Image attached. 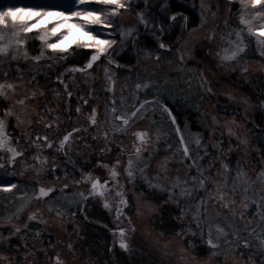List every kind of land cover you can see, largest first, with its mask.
Returning a JSON list of instances; mask_svg holds the SVG:
<instances>
[{
  "label": "rangeland",
  "instance_id": "374dc122",
  "mask_svg": "<svg viewBox=\"0 0 264 264\" xmlns=\"http://www.w3.org/2000/svg\"><path fill=\"white\" fill-rule=\"evenodd\" d=\"M154 1L131 0L129 8L123 11L119 18L120 27L107 37L117 41V45L114 46L115 52L103 58L104 61L94 64L87 74L68 73L62 77L64 83L69 85L68 91L72 92L71 98L67 96L63 85L57 83V77L67 70L66 67L61 69L60 66L64 65L68 58L64 60L58 57L55 64H46L44 62L52 60L48 57H53V54L48 52L39 63L23 58L0 59V82L7 80L23 85L17 88L9 104L15 98L31 91L36 92L35 99L25 106H14V112L22 115L25 123L19 127H13L16 121L14 118H9L10 126L7 129L13 135V146L25 154L17 158L14 167L0 170V175H4L18 185L10 193L0 192V255L7 256L12 264H55L57 255L60 256L62 264H94L87 253L84 234V219H88V210L93 207H97L101 213L108 214L106 228L112 238V247L126 252L129 258L146 255L156 257L160 264H264V254L256 246L258 244L256 237L260 235L261 228L256 227L255 224H253V227H256L255 235L244 233L240 240L229 237L234 250L227 251L226 258L217 260L211 257L212 250L209 248L208 255L203 259L195 256L192 248V236H194L192 225L197 228L196 221L192 218L194 209L201 196L207 197L215 193V184L206 185L205 190L194 192V199L181 198L179 203L169 200L166 191L155 189L167 198L160 205L149 202L139 190L142 184L153 189L149 187V182L163 185L177 175L181 179H188L189 174L196 175V168L191 167L192 160H196L202 169H209L213 176L223 173V164L229 165L231 170L228 173L229 177L235 176L237 169L241 168L254 180L256 175L264 170V156H261L252 144L248 130V125L253 122L259 105L244 89L248 86L249 76L264 77V56L261 55L264 49L256 45L254 38H248L247 50L238 62L221 64L217 55L219 49L226 46L221 43V34L238 25V4L229 3V0H175L195 10L198 23L189 28L188 19L187 21L179 19L181 17L170 21L168 26H165L162 21L155 24L152 20L153 14L150 12ZM44 3L52 2L51 0H0V5L3 6H31ZM201 3L204 4L203 9H201ZM229 9H232L231 16H229ZM202 12L205 17L203 22L201 21ZM139 13L144 14L147 26L139 23ZM225 21H229L228 29L224 27ZM185 24L186 27H184ZM154 25H162L163 32L154 30ZM129 27L135 28L136 31L131 37L123 38L121 43L122 38L119 32ZM150 31H155L160 41L171 46L172 50L160 49L158 41L154 47L150 48L140 42L139 38L135 39L137 35ZM173 31L177 32L174 40L168 42L164 40V36ZM213 31L214 38L210 41L206 40L205 37ZM40 46L39 42V50ZM157 54L160 56L159 61L155 59ZM181 54L184 55L183 65L178 59ZM29 56L35 55L29 53ZM122 57L131 60L123 68L121 67L123 63L119 62ZM108 59L113 61L111 65L107 63ZM106 67L109 69V74L115 73L113 79L117 103L121 94L129 97L133 93L139 100H151L153 96H159L166 101L175 100L172 99L173 96L176 98L182 96L186 104L189 103L188 99L192 103V98L202 96L200 107L204 112L208 135L205 137L202 131L192 132L187 122L182 126L178 124L186 140L198 136L202 141L199 149L190 145L191 159L182 156L178 135L167 114L154 105H149L124 135L112 133L110 125L105 123V104L112 98V94L106 91L108 87L104 72ZM233 67L237 70L232 71ZM18 68L21 71H17ZM240 68H247V74L241 72ZM5 72L8 73L7 77L2 75ZM202 79H206L203 87L200 86ZM259 81L260 86L263 87L264 78ZM138 82L150 83L152 86L136 91L135 84ZM209 87L212 90L210 93L206 90ZM260 91H263L262 88ZM253 96L258 98L256 93ZM221 99H226L228 103L239 108L241 117L218 113L216 105L221 102ZM84 100H87L88 104H84ZM0 102L3 104L0 108L7 106L2 100ZM131 103H134V100L128 101V104ZM77 107H80V113H76ZM92 108H96L98 113V122L95 126H91L87 120ZM29 119L32 120L31 125L28 124ZM46 123L53 124L52 129L45 130ZM73 128H79L81 131L73 133L68 147L60 150L59 140ZM229 128L235 133L234 135L229 134ZM142 129L149 130L152 135L149 143L144 146L142 163H137L136 167H143L144 163L148 167L143 174L137 171L135 178L129 182L123 168L126 166L128 155L134 154L132 133ZM158 130L160 136L157 141ZM105 131L108 132L107 140L103 135ZM36 135H47L53 147L51 149L43 145L39 148L33 147L31 141ZM16 139H19V143H15ZM204 149L207 151L205 152ZM197 152L202 159L197 158ZM34 155H39L41 160L46 157L47 164H34L32 160ZM7 156V153L0 151V158H3L0 162L7 164ZM116 158L121 160L117 167L120 173L117 179L128 198L127 206L122 205L119 198H115L112 192H106L103 198L96 196L88 197L86 200L75 195L82 192L87 197L90 191V184L82 181V176L91 173L93 177H100L101 182L110 179V169L104 168L103 165L114 163ZM165 160H167L166 166ZM68 163L74 166L80 165L79 173L71 169ZM53 165L56 166V170L49 172ZM88 166L90 169L86 171ZM164 167L167 169L166 177ZM65 173H67L66 180ZM158 174L159 179H157ZM205 175H208V172ZM56 177L60 179L57 180ZM143 177H147V181ZM77 181L81 183L77 184ZM64 183L69 184V189L61 193L59 189L63 188ZM114 185L115 181L110 180L109 188H113ZM39 186H54L57 192L50 197L36 199ZM250 195L257 203H260L258 192L255 194L250 192ZM105 199L110 204L109 208L104 207ZM237 199L239 200V196ZM21 205H24V210L20 214V219L14 218L9 222L6 217L16 212ZM169 205L177 206L185 211L181 212L178 218L175 217L180 224L179 231L172 235H164L156 230L154 224L162 207ZM118 207L121 209L119 216L116 212ZM189 207L193 209V212L187 211ZM57 210L62 215L58 216ZM235 211L236 216L233 218L229 208L222 207L214 200L208 201L206 218H202L199 228L205 235V244L209 238V226L212 227V239L217 242L216 224L224 227L225 231L230 230L229 225L242 229L245 222L253 218L257 208L250 204L247 210L237 206ZM261 211H264V208H261ZM241 212L244 213L243 220L240 219ZM33 213L36 214L37 219L28 221L27 217ZM217 213L219 216L216 215ZM225 217L228 219L226 220ZM25 223L29 226L34 224L36 229L27 232V229L23 227ZM14 227H20L21 233L5 239L9 237L10 230ZM121 227L125 229V239L129 244L127 251L119 248V228ZM37 232L40 235L37 236ZM244 239L249 240L250 247L243 246ZM219 243L221 250L229 248V244L224 243L223 240ZM25 244L28 245L27 250L23 248ZM5 246L9 248L3 251L2 247ZM0 264H8V262L0 260Z\"/></svg>",
  "mask_w": 264,
  "mask_h": 264
},
{
  "label": "snow or ice",
  "instance_id": "6c2138e0",
  "mask_svg": "<svg viewBox=\"0 0 264 264\" xmlns=\"http://www.w3.org/2000/svg\"><path fill=\"white\" fill-rule=\"evenodd\" d=\"M131 0H61L59 3H44L31 6H3L0 5V59L5 57H10L11 60H18L23 58L24 60L31 59L33 62L39 63L42 59L46 57V53L50 52L53 56H59L61 59L66 60L68 56L75 52L76 50H85L88 55L86 63L82 67H71L66 71L69 73H81L87 74L88 70L92 69L94 64L100 62L102 58L108 57L112 52H115V47L117 41L112 38H107L113 32H115L119 25V18L122 16L123 11H126L130 6ZM229 3L238 4L239 11L237 15L238 25L236 28L230 29L221 34V43L226 45L221 47L217 52L221 64H229L232 62H238L243 54H245L248 44L246 40L248 38H254L256 45L264 49V0H229ZM204 8V4L201 3V9ZM232 9H229V16H231ZM214 15V14H213ZM139 23L147 26V21L145 20L144 14L139 13ZM177 19L176 14H172L168 17L169 21H175ZM187 21V17H183ZM205 19L203 12L201 13V21ZM229 21H225L224 27L228 29ZM187 25L185 24L184 27ZM157 31L163 32L162 25H154ZM136 31L135 28L129 27L125 30L119 32L120 37L123 38L131 37ZM195 31V30H193ZM29 34H35L34 39L40 42L39 54L35 56H29L27 51V38ZM214 38V31L210 32L205 39L212 40ZM160 49H165L171 51V46L166 45L160 41L159 37H156ZM177 51H180L177 49ZM264 56V51L261 52ZM49 56L48 59H52ZM155 59L159 61L160 56L157 54ZM179 62L181 65L184 63V55L179 56ZM107 63L111 65L113 61L111 59L107 60ZM119 67V65H117ZM237 68L233 67L232 71H236ZM241 72L247 74V68H240ZM17 71H21L19 68ZM105 76L108 80V87L106 91L112 94V98L106 101L105 113L106 119L105 123L110 125V130L112 133L124 135L128 128L135 123V121L141 117L142 113L147 109L149 105H154L159 110L167 114L174 131L178 135L179 144L181 145V154L186 159H191L190 156V145L196 149L200 148L202 141L199 137L194 139L185 138L184 134L181 132L180 126L176 121V117L173 115V111L169 108L167 102L159 96H153L151 100H139L135 97L134 93L129 97H125L123 94L119 97V103H117V98L115 97V80L113 79L115 73L109 74V69L106 67L104 69ZM63 73L57 77V83L63 85V88L69 98L72 97V92L68 91L69 85L64 83ZM202 76V74H200ZM4 77L8 76V73H3ZM33 79L35 77L33 76ZM206 83V79L201 80L200 86L203 87ZM152 85L150 83H136L135 90L148 89ZM18 87H23L22 84L8 82L7 80L0 82V100H2L7 106L0 108V151L8 154L7 164L0 162V170L5 168H12L15 166L17 158L23 157L24 152L18 150L13 146L14 140L13 135L8 132L9 128V118H14L16 121L13 127H19L25 123L22 115L16 114L14 112L15 105L25 106L29 101H32L36 97V92L31 91L24 96L15 98L11 104L8 102L12 99L13 94L16 93ZM209 93L212 91L211 88L206 89ZM43 95V93H41ZM129 100H134V103L128 104ZM247 101H245L246 103ZM84 104H88L87 100L83 101ZM138 105V106H137ZM51 111V110H49ZM76 113H80V107L75 109ZM97 109L92 108L90 114L87 117L88 123L91 126L97 125ZM42 118V117H41ZM32 120H28V124L31 125ZM53 124L46 123L44 125L45 130L52 129ZM81 129L73 128L71 132L63 135V138L59 140V149L64 150L68 147V142L73 133L80 132ZM87 131V129H84ZM230 135L235 133L231 128L228 129ZM105 140L108 138V132L103 133ZM134 137V154H129L127 157L126 166L123 171L131 182L136 175V172L143 174L144 170L148 167L146 163L143 167L137 168V163H142L141 157L145 151L144 146L151 140V133L147 129L136 130L132 133ZM159 130L156 134L157 141L159 140ZM243 142V141H242ZM15 143H19V139L15 140ZM31 144L33 147L39 148L41 145L47 149L53 147L52 141L49 140L47 135L39 136L36 135ZM215 147V145H213ZM103 151V149H102ZM123 151V149H122ZM206 152L207 149H204ZM197 158L202 159L197 152ZM3 158H0L2 160ZM33 163H39L41 165L47 164V158L43 160L40 159L39 155H34L32 157ZM121 160L116 158L112 164H104L103 167L110 169V179H105L101 182L100 177H93L91 173L82 176V181L90 184V191L88 196L84 194L76 193L75 195L81 199H88V197H105L106 192L114 193L115 198H119L122 205L127 206L128 198L126 197L123 186L119 184L118 176L120 173L117 171V167L120 165ZM167 160L164 161L166 166ZM191 167L196 168V175L189 174L188 179H181L178 175L169 181L167 184H152L149 182V187L153 189H159L166 191L168 193L169 200H175L179 203L181 198L184 199H194L193 193L203 191L206 189V185H216L215 193L209 194L207 197L201 196L197 202L194 213L193 220L196 221V227L200 228L202 223V218H206L208 201L214 200L219 203L222 207L229 208L232 217L235 218L236 211L235 208L239 206L241 209L247 210L251 205H255L257 208L256 213L253 218L246 221L242 229H236L229 225L230 230L225 231V228L220 224L215 225L216 241L212 239V227L209 226L208 240L206 244L210 250V256L219 260L226 258L225 253L227 251H233L234 248L231 246V241L229 237H233L236 240H240L244 233L248 235L256 234V227L261 228V233L256 237L258 244L256 245L264 254V170L256 175V178L251 179L248 174L241 168H238L235 176L229 177L228 173L231 171L228 164H223V173H217L213 176L209 169H202L196 160H192ZM56 170V166L53 165L49 169V172ZM208 172V175L205 173ZM165 177L167 176V169L164 167ZM39 175V171H37ZM147 181V177H143ZM55 179L59 180V177ZM64 179H67V173H65ZM159 179V174L157 176ZM111 181H115L113 188H109ZM77 184L81 181H77ZM18 187L17 183L12 182L7 179L4 175H0V192L10 193L13 189ZM69 189V184L64 183L63 188L59 189L61 193H64ZM119 189V190H117ZM57 192L54 186H39L38 192L36 194V199H41L45 197H50ZM250 192L255 194L259 193L260 203L252 199ZM178 193V195H177ZM239 196V200L237 197ZM104 207L109 208L110 204L107 199L104 200ZM24 210V205H21L16 212L7 216L6 219L10 222L14 218L19 220L20 214ZM121 209L118 207L116 209L117 216H119ZM185 211V209H181ZM193 212V209L189 207L187 210ZM57 215H62V213L57 210ZM219 216V213L216 214ZM28 221H35L37 216L35 213L27 217ZM227 220L228 217H225ZM240 219H244V213L241 212ZM253 224L256 227H253ZM24 229H28L29 225L24 224ZM134 230V229H133ZM22 229L20 227H14L10 230L9 237L16 236L21 233ZM120 240L119 248L127 251L129 249V244L125 239V229L123 227L119 228ZM36 235H40L39 232ZM223 240L224 243L229 244V248L221 250L219 241ZM244 247H250L251 244L249 240L244 239L242 241ZM23 248L27 250L28 245H23ZM71 248V245H69ZM0 260L7 261L8 264H12L7 256L0 255ZM55 264H62L59 255L55 257Z\"/></svg>",
  "mask_w": 264,
  "mask_h": 264
},
{
  "label": "trees",
  "instance_id": "16d2710c",
  "mask_svg": "<svg viewBox=\"0 0 264 264\" xmlns=\"http://www.w3.org/2000/svg\"><path fill=\"white\" fill-rule=\"evenodd\" d=\"M51 2L59 3L61 2V0H51ZM150 12H152L153 14L151 15L152 20L155 24L159 21H162L165 26H168L170 24L168 17L172 14H176L177 18L181 17L179 19L187 17L189 21V28L196 26L198 23L197 14L195 10H193L189 6L179 4L175 0H155L150 7ZM153 29L155 30L156 28L154 27ZM175 36H177V32L173 31L169 35L164 36V40H166L167 42L171 41L172 39L174 40ZM156 37L157 35L155 31H150L148 33H141L137 35L135 39L139 38L138 40H140V42L146 45V47L152 48L157 44ZM38 46L39 41L34 39V35H30L28 37L27 45L28 52L37 55L39 52ZM89 54L90 53H86L85 50H76L68 56V59L66 60L65 64L60 66V68L63 69L66 67L67 69H69L71 67L77 66L82 67L83 64L86 63ZM58 57L59 56H53L50 62L44 63L55 64ZM119 62L123 63L121 65V67L123 68L125 67V64L131 62V60L122 57L119 59ZM121 71L126 70L121 69ZM68 73L69 72L65 71L63 77ZM53 74H55V72H53ZM263 78V76H260L258 78L249 76L248 86L244 87L245 92L248 93V95L252 97L253 101L259 105L258 112L256 113L253 122L249 123L248 125V130L251 135L252 144L258 150L261 156H264V85L263 87H261L259 80ZM261 88L263 91H260ZM255 93L258 98L253 96V94ZM179 97L176 98V96H173L172 99L175 100H166L167 104L172 109L174 116L177 118L178 124L182 126L185 122H187L189 123L192 132L202 131L204 132V136L206 137L208 135V128L205 125L206 119L204 116V112L201 110L200 107L202 102V96L198 95L195 98H192V103L190 99H188L189 103L187 104L183 100L185 98H182V96ZM2 106L3 104L0 102V107ZM216 110L222 115H235L237 118L241 117L240 109L228 103L226 99H221V102L216 105ZM68 165L72 167H70L71 169L79 173L80 165L74 166L73 164L69 163ZM89 169L90 166H88L85 170L89 171ZM139 190L151 203L160 205L167 200V198L159 191L155 189H150L144 184L141 185ZM97 209V207L90 208L87 214L88 219H84L85 246L87 247V253L89 254L90 258L94 261V264H160L159 260L156 257L153 258L151 256L140 255L139 258L137 257L132 259L129 258L126 252L114 249L112 247V238L110 236V233H108V229L106 228L108 225V214L106 212L101 213ZM181 212V209L177 206L169 205L162 207L161 213L160 215H158L154 224L156 230L164 235H172L177 233L180 229V224L178 221H176L175 217L178 218ZM35 229V225L32 224L29 226V229H27V232H31ZM192 231H194V236H192V248L194 254L198 259H203L204 257H206V255H208L209 252L207 250L208 247L205 244V235L201 231V229L195 228V225H192ZM8 248L9 246H5L2 247V250L6 251L8 250Z\"/></svg>",
  "mask_w": 264,
  "mask_h": 264
},
{
  "label": "flooded vegetation",
  "instance_id": "af4514ba",
  "mask_svg": "<svg viewBox=\"0 0 264 264\" xmlns=\"http://www.w3.org/2000/svg\"><path fill=\"white\" fill-rule=\"evenodd\" d=\"M103 61H104V59H102ZM69 132H71V131H69ZM66 133H68V132H66Z\"/></svg>",
  "mask_w": 264,
  "mask_h": 264
},
{
  "label": "water",
  "instance_id": "95a60500",
  "mask_svg": "<svg viewBox=\"0 0 264 264\" xmlns=\"http://www.w3.org/2000/svg\"><path fill=\"white\" fill-rule=\"evenodd\" d=\"M103 59V58H102Z\"/></svg>",
  "mask_w": 264,
  "mask_h": 264
}]
</instances>
